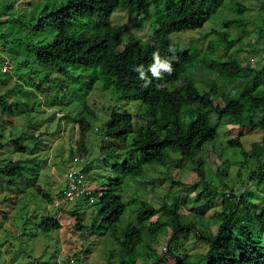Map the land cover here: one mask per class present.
Here are the masks:
<instances>
[{
    "label": "rangeland",
    "instance_id": "374dc122",
    "mask_svg": "<svg viewBox=\"0 0 264 264\" xmlns=\"http://www.w3.org/2000/svg\"><path fill=\"white\" fill-rule=\"evenodd\" d=\"M64 3L65 0H0V96L7 103L22 104L13 107L10 112H3L0 107V165L4 166L13 160L32 159L27 164H20L21 170L17 176L23 174V180L17 178L15 181L16 176H5L0 180V264L118 262L119 248L108 236L86 235L76 228V218L69 214L76 199L59 206L56 203L65 191L67 170L75 169L83 173L85 185L88 184L93 192H99L114 177L111 172L114 165L125 160L140 159L139 155H127L128 150L120 148L102 155L100 145L104 139L103 123L107 121L112 108L125 109L133 116H138L144 108H140L138 101L117 102L113 89L103 90L101 82L91 74V69L75 67L67 75H62L57 67L44 66L37 61L35 47L50 43L57 30L50 21L41 32L34 31L33 27L40 17ZM207 3L204 6L207 20L201 27L170 36L180 50L196 57L194 66L180 76L177 86L190 77L200 91H204L206 85L209 88L214 81L220 80L211 75L215 70L212 64L205 61L209 57L211 61L235 57L243 65L249 63L256 67L264 63L263 55L259 60L251 53L254 46L261 47L256 39V30L258 20L264 18L261 11L264 0H218L217 3ZM239 3L246 9L242 14H236ZM163 14L164 3L160 0L157 5L150 6L140 14H129L125 9H117L110 16V21L113 26L124 29L125 45L132 37L143 41L148 39ZM226 19L248 20L249 24L241 28L250 34L226 53L222 50L209 51L208 47L216 39L212 28L222 30L221 24ZM239 29L231 28V35H237ZM70 30L67 28L68 33ZM76 32L94 34L96 30L92 28L91 22L86 21L83 28H77ZM236 88L230 85L227 89L234 92ZM22 90L30 92L22 95ZM214 105H224L219 95L214 98ZM84 106L94 113V118L85 116ZM212 114L210 120L217 129V136L204 145L195 159L203 162L210 188L214 190L218 186L215 198L202 208L206 219L213 224L214 217L222 213V205L227 202L224 193L227 197V194L239 195L246 190L251 201H259L264 200V188L256 184L255 180L250 181V173L257 163L246 159L238 148L227 145L228 140L239 138L244 150L249 152L253 145L261 142V132L242 128L228 120L224 123L226 118L220 120L217 115L213 118ZM81 116H85L91 125L84 140L85 153L80 152L78 146V121ZM21 137L27 146L24 153L16 152L12 144ZM130 143L131 139L128 138L125 146L128 147ZM118 146L119 143L113 144V147ZM170 156L169 167L147 168L141 178L122 177L121 187L117 190L126 205L121 228L139 223L137 212L141 202L157 210L154 217L140 224L145 247L140 248L142 255L137 259V264L153 263L159 256L170 264L177 255L175 246L168 254L165 253L170 228L153 232L163 203H179L180 214L185 217L183 223L200 221L203 216L191 211L197 206L196 191L189 188L199 181L195 164L179 161L180 155L176 152ZM74 158L82 161L73 163ZM34 170L39 171L34 173ZM18 190L22 192L17 193ZM183 199L186 204L181 205ZM82 209L85 210L84 225L89 230L94 210L89 206H83ZM240 215L241 219H245ZM49 218H55L61 228L43 234L37 225ZM209 227L215 230V226L210 224ZM152 237L153 240L150 239ZM179 243L192 258L205 252V247L195 241L193 236L181 238Z\"/></svg>",
    "mask_w": 264,
    "mask_h": 264
},
{
    "label": "trees",
    "instance_id": "16d2710c",
    "mask_svg": "<svg viewBox=\"0 0 264 264\" xmlns=\"http://www.w3.org/2000/svg\"><path fill=\"white\" fill-rule=\"evenodd\" d=\"M208 1L217 3L218 0H163L164 14L148 39L143 41L132 37L125 45L124 29L111 24L112 13L117 9H125L129 14H140L150 6L157 5L160 0H65L58 9L40 17L33 27L34 31L41 32L50 21L57 30L50 43L35 47L36 59L40 64L57 67L62 75H67L75 67L81 70L91 69V74L101 82L103 90L113 89L117 102L138 101L140 108H144L138 116H133L125 109L112 108L107 121L103 123L104 139L100 145L102 155L120 148L119 150H128L127 155H139L140 159L125 160L114 165L111 168L114 177L104 189L94 192V203L90 204L88 200L80 198L69 211L76 218V228L80 232L108 236L118 246V262L109 264H137V259L142 255L140 248L145 247L140 224L157 214L152 205L141 202L137 212L139 223L121 228V218L126 211V205L117 192L122 184L121 178H141L147 168L169 167L173 152L180 155L179 161L195 164L199 181L189 188L196 191L197 206L191 211L203 216L200 221L183 223L185 217L180 214L179 203L175 201L171 205L162 204L153 232L170 228L165 253L168 254L173 246L177 252L170 264H264L263 199L251 201L246 190L239 195L227 194V197L224 193L227 202L222 205V213L214 217L213 224L206 219L202 210L218 193V186L212 190L208 184L203 162L195 159L204 145L217 136V129L210 120L213 110V118L217 115L220 120L226 118L224 123L228 120L242 128L261 132V142L253 145L249 152L244 150L239 138L228 140L227 145L238 148L246 159L250 158L257 163V167L250 173V181L255 180L256 184L264 188V63L256 67L249 63L243 65L235 57L216 61H211L209 57L205 61L214 66L215 71L211 75L217 76L219 81H214L209 88L205 84L208 90L204 88V91H200L190 77H186L177 86L180 76L194 66L196 57L180 50L173 44L170 36L201 27L207 20L204 6H207ZM245 10L242 4H237L236 14H242ZM261 11L264 13V6ZM86 21L92 23V28L96 30L94 34L76 32L77 28H83ZM258 22L256 39L261 47L254 46L251 53L260 60L264 56V18ZM248 24V20L226 19L221 24L222 30L212 28L216 39L208 47L209 51L222 50L226 53L235 43L250 34L241 28ZM233 27L240 28L235 36L230 33ZM67 28H71L69 33ZM154 52H159L160 64L171 65V73L167 72L166 67H160V77L152 76ZM141 66L145 73L143 80L136 71ZM147 81L151 83L145 86ZM230 85L237 87L234 92L227 89ZM29 92L22 90L21 94L27 95ZM218 95L224 103L222 107L214 105V98ZM21 105L7 103L0 96L3 112H10L13 107ZM83 113L94 118V113L87 106L83 107ZM85 116H81L78 121V146L83 153L86 152L84 140L91 129ZM128 138L131 143L126 147ZM114 143H119V146L113 147ZM12 144L16 152L24 153L27 150L23 137L15 139ZM30 160L32 159H19L0 165V180L5 176H16L15 181L17 178L23 180V174L17 176L21 170L20 164H27ZM87 171L88 167L84 173ZM22 191L18 190L17 193ZM180 204H186V201L183 199ZM83 206L93 207L94 210L89 230L84 225ZM240 214L245 219H241ZM210 224L215 226V230L210 229ZM37 226L43 234L61 228L55 218L46 219ZM191 236L205 247V252L195 258L190 257L179 243L181 238ZM150 239L153 240L154 237ZM150 264L169 263L159 256Z\"/></svg>",
    "mask_w": 264,
    "mask_h": 264
},
{
    "label": "built area",
    "instance_id": "2783aa9c",
    "mask_svg": "<svg viewBox=\"0 0 264 264\" xmlns=\"http://www.w3.org/2000/svg\"><path fill=\"white\" fill-rule=\"evenodd\" d=\"M82 159L74 158L73 163H80ZM66 188L61 196L60 200L56 203V206L64 202H70L74 199H86L90 204L94 203V192L90 187L85 185L86 177L80 171L75 169L67 170L65 174ZM88 186V187H87ZM91 190H89V189ZM75 264V263H74Z\"/></svg>",
    "mask_w": 264,
    "mask_h": 264
},
{
    "label": "clouds",
    "instance_id": "9594fccd",
    "mask_svg": "<svg viewBox=\"0 0 264 264\" xmlns=\"http://www.w3.org/2000/svg\"><path fill=\"white\" fill-rule=\"evenodd\" d=\"M153 60H154V63L152 65V67H151V73H152L153 77H156V78L160 77L161 74H160V72L158 70L160 67H166L167 72L171 73L172 68H171L170 64L169 65L160 64V54H159V52H154L153 53ZM136 71L140 73V77H141L142 80L145 79V73L143 71V66L137 68ZM147 83H151V81H147L145 86H147Z\"/></svg>",
    "mask_w": 264,
    "mask_h": 264
}]
</instances>
